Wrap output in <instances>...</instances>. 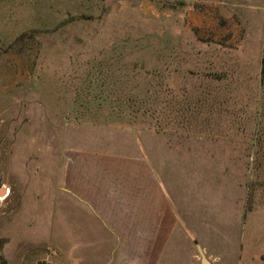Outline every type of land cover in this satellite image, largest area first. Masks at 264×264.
Segmentation results:
<instances>
[{
	"label": "rangeland",
	"instance_id": "374dc122",
	"mask_svg": "<svg viewBox=\"0 0 264 264\" xmlns=\"http://www.w3.org/2000/svg\"><path fill=\"white\" fill-rule=\"evenodd\" d=\"M263 71L264 0H0V264L100 263L58 228L66 150L147 135L161 166L219 160L192 209L239 236L233 252L219 236V264H264ZM144 96L153 118L126 105ZM174 241L145 264H200Z\"/></svg>",
	"mask_w": 264,
	"mask_h": 264
},
{
	"label": "crops",
	"instance_id": "0c3cea01",
	"mask_svg": "<svg viewBox=\"0 0 264 264\" xmlns=\"http://www.w3.org/2000/svg\"><path fill=\"white\" fill-rule=\"evenodd\" d=\"M151 140L144 136L126 150L105 138L95 140V147L66 150L63 192L71 199L72 208H55L62 220L58 228L64 229L67 223L75 228L66 243L72 245L73 254L85 250V245L89 253L104 254L98 264H145L148 255L157 254L159 259L170 244L176 243L175 231L182 230L187 244L197 242L198 250L201 247L212 262L219 264V236L228 235L222 244L231 252L238 248L239 236L227 230L219 232L217 212L203 218L199 209H192V198L205 195L208 177H219V160L190 154L183 158L181 169L180 164L170 163L169 155L161 166L158 145ZM69 212L70 220L65 215ZM84 213L99 222L103 235L98 230L94 236L84 231L82 223L91 220ZM87 227L92 229L89 224ZM57 241L65 244L60 236Z\"/></svg>",
	"mask_w": 264,
	"mask_h": 264
},
{
	"label": "trees",
	"instance_id": "16d2710c",
	"mask_svg": "<svg viewBox=\"0 0 264 264\" xmlns=\"http://www.w3.org/2000/svg\"><path fill=\"white\" fill-rule=\"evenodd\" d=\"M155 104H156L155 99H152L150 96L149 97L144 96L142 100H137V99L132 100V98H128L126 103L127 107L133 110V112L143 111V113H145L144 115H148L152 118L155 116V113L157 112V109L155 108Z\"/></svg>",
	"mask_w": 264,
	"mask_h": 264
},
{
	"label": "water",
	"instance_id": "95a60500",
	"mask_svg": "<svg viewBox=\"0 0 264 264\" xmlns=\"http://www.w3.org/2000/svg\"><path fill=\"white\" fill-rule=\"evenodd\" d=\"M199 252H200V256H201V264H213L212 261L203 252L201 247H199Z\"/></svg>",
	"mask_w": 264,
	"mask_h": 264
},
{
	"label": "bare ground",
	"instance_id": "6f19581e",
	"mask_svg": "<svg viewBox=\"0 0 264 264\" xmlns=\"http://www.w3.org/2000/svg\"><path fill=\"white\" fill-rule=\"evenodd\" d=\"M0 194H1V192H0ZM2 198V197H1Z\"/></svg>",
	"mask_w": 264,
	"mask_h": 264
}]
</instances>
